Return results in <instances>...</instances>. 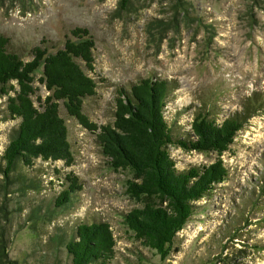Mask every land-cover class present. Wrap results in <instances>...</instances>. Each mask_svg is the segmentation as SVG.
I'll return each mask as SVG.
<instances>
[{"label": "rangeland", "instance_id": "rangeland-1", "mask_svg": "<svg viewBox=\"0 0 264 264\" xmlns=\"http://www.w3.org/2000/svg\"><path fill=\"white\" fill-rule=\"evenodd\" d=\"M0 0V36L25 61L46 41L62 48L72 29L87 28L96 42V95L85 99L84 113L98 126L114 122L120 90L142 79L168 82L166 120L174 135L191 136L199 114L212 119L240 115L252 97L264 100V0ZM36 74L37 96L49 95ZM37 96L34 97L35 103ZM65 120L74 164L36 161L30 176L40 192H15L4 198L0 175V264H69L56 249L59 236L73 235L80 223L107 222L116 239L112 264H264V111L245 122L221 157L229 175L177 234L171 254L162 258L141 245L124 222L140 203L127 194L131 171H115L96 135L68 115ZM20 120H11L0 98V164ZM179 171L208 166L215 153L170 148ZM59 171V172H57ZM76 175L81 192L64 209H54L60 179ZM50 209L44 221L33 207ZM54 210V211H53Z\"/></svg>", "mask_w": 264, "mask_h": 264}, {"label": "trees", "instance_id": "trees-1", "mask_svg": "<svg viewBox=\"0 0 264 264\" xmlns=\"http://www.w3.org/2000/svg\"><path fill=\"white\" fill-rule=\"evenodd\" d=\"M179 13L187 8L184 0H175ZM131 0H121L127 8ZM43 40L30 51L25 61L8 49L9 39L0 36V98H6V112L11 120H20L1 156L0 175L4 198L15 192H40L42 182L29 172L36 161L74 164L65 120L60 104L69 116L96 135L102 153L115 171L132 172L127 194L140 203L124 214V222L142 246L155 250L162 258L173 249L177 234L196 214V203L209 197L217 185L225 182L229 169L221 157L229 151L246 121L264 111V100L252 97L242 114L218 122L210 114L199 113L191 123V136L174 135L166 120L168 82L147 78L120 90L114 122L98 126L84 113L86 98L96 95V42L87 28L70 31L62 48L51 52ZM49 93L37 96L36 74ZM37 96L36 105L34 97ZM215 153L219 157L208 166L185 171L176 168L170 148ZM59 172V171H57ZM61 181L62 190L53 199L54 209H64L81 192L83 185L73 173ZM50 209L33 207L34 217L44 221ZM54 211V210H53ZM56 249L64 252L69 264H112L116 239L107 222L80 223L71 236H59Z\"/></svg>", "mask_w": 264, "mask_h": 264}]
</instances>
